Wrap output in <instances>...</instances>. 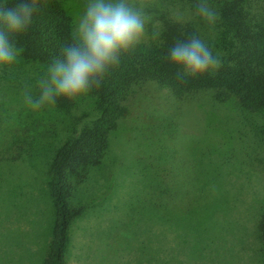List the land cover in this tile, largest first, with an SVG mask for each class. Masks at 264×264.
Listing matches in <instances>:
<instances>
[{
    "label": "rangeland",
    "instance_id": "rangeland-1",
    "mask_svg": "<svg viewBox=\"0 0 264 264\" xmlns=\"http://www.w3.org/2000/svg\"><path fill=\"white\" fill-rule=\"evenodd\" d=\"M65 3L75 28L87 0ZM132 3L149 14L146 0ZM18 82L0 77V138L40 117L7 91ZM125 105L105 154L72 189L71 202L87 207L70 225L64 264H262L264 117L207 91L178 100L153 81L135 86ZM60 129L43 122L35 134L56 146ZM50 156L0 162V264L44 263Z\"/></svg>",
    "mask_w": 264,
    "mask_h": 264
},
{
    "label": "trees",
    "instance_id": "trees-1",
    "mask_svg": "<svg viewBox=\"0 0 264 264\" xmlns=\"http://www.w3.org/2000/svg\"><path fill=\"white\" fill-rule=\"evenodd\" d=\"M11 2L0 0V4ZM43 2L44 7L33 17L30 28L15 37L20 51L16 63L10 68L0 66V77L10 76L15 82L25 83L6 85L7 91L13 89L23 99L26 90L33 98L39 96L38 82L46 77L52 58L72 40L74 24L65 0ZM146 2L144 7L151 17L147 41L122 55L119 65L110 70L100 88H94L76 102L57 98L55 104L36 111L39 119L34 113L30 127L14 128V123L10 122L6 131L12 127L13 131L0 138V162L26 161L41 152H51L47 176L53 223L43 264H64L70 225L87 207L71 202L72 189L82 181L86 170L97 165L105 154L108 134L124 115L125 102L135 86L153 81L178 100L207 91L216 103L232 101L242 112L264 117V0H209L220 14L214 28L193 15L197 0ZM156 32L159 36L153 38ZM193 34L208 41L214 52L221 53L223 66L215 75L179 81L167 53L177 40ZM49 121H58L63 132L56 146L45 131H40L41 137L35 134L43 122ZM48 126L57 127L51 124L45 127ZM257 232L264 264V204L257 220Z\"/></svg>",
    "mask_w": 264,
    "mask_h": 264
},
{
    "label": "clouds",
    "instance_id": "clouds-1",
    "mask_svg": "<svg viewBox=\"0 0 264 264\" xmlns=\"http://www.w3.org/2000/svg\"><path fill=\"white\" fill-rule=\"evenodd\" d=\"M44 7L43 0H12L0 4V66L16 63L20 54L15 37L26 32L33 17ZM193 15L210 28L220 20L209 0H197ZM151 17L132 0H87L72 33L71 43L60 48L38 82L40 94L33 98L24 92V102L37 111L63 97L76 102L94 88L102 86L121 56L138 47ZM159 36L156 32L153 38ZM167 60L176 68V79L187 81L215 75L223 66L222 55L208 41L193 34L170 46Z\"/></svg>",
    "mask_w": 264,
    "mask_h": 264
}]
</instances>
